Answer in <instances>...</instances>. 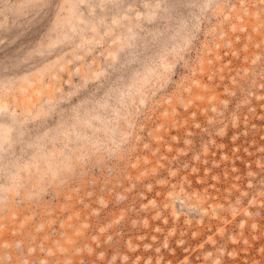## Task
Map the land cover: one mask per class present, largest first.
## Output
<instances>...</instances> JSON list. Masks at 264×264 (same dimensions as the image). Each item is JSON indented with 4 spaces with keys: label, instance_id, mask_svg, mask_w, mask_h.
I'll list each match as a JSON object with an SVG mask.
<instances>
[{
    "label": "rangeland",
    "instance_id": "374dc122",
    "mask_svg": "<svg viewBox=\"0 0 264 264\" xmlns=\"http://www.w3.org/2000/svg\"><path fill=\"white\" fill-rule=\"evenodd\" d=\"M0 264H264V0H0Z\"/></svg>",
    "mask_w": 264,
    "mask_h": 264
}]
</instances>
